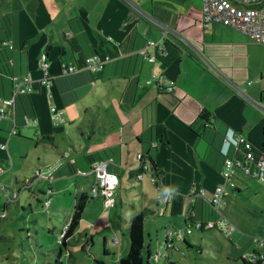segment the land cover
Instances as JSON below:
<instances>
[{"label":"crops","instance_id":"obj_1","mask_svg":"<svg viewBox=\"0 0 264 264\" xmlns=\"http://www.w3.org/2000/svg\"><path fill=\"white\" fill-rule=\"evenodd\" d=\"M27 1L34 4L32 11L26 7ZM152 2L150 17L128 0L2 2L0 20L9 16L8 42L14 46L11 72L28 76L32 86L30 92L16 98L11 111L17 126V135L13 136L34 141L58 155L47 163L41 162L40 154L34 151L37 160L31 168L32 178L23 177L21 181L20 176H13L14 185L20 192L25 189L30 193L41 208L48 198L44 186L52 192L73 187L69 221L76 197L83 192L90 194V164L111 159L107 170L122 177L114 206L103 210L100 197L91 196L76 229L67 238L75 237L76 231L83 234L81 250L91 246L92 264L95 259L109 264L111 254L115 255L111 264L118 263L128 249L129 221L142 210L149 211L144 221L146 264H189L193 249L200 252L203 241L216 255L210 264H242L244 254H264V246L258 247L253 241L254 237L264 239V176L254 180L237 173L235 189L223 198L221 213L225 220H218L208 198L222 182L224 157L220 150L227 132L248 141L264 158V45L218 22L204 27L199 0ZM164 31L163 42L175 50L177 57L161 69L157 60L149 62L139 51L149 40L160 41ZM99 46L102 51L112 47L116 51L100 73L81 70L60 75L61 63L81 65L83 58ZM146 53L152 55L154 48L146 47ZM44 55L49 64L48 87L40 83L38 64ZM151 74L161 75L158 84L146 85ZM168 80L174 82L171 92L165 89ZM11 88V79L0 76V96L9 97ZM50 106L61 112L64 121L60 124L51 120ZM22 127L28 129L26 137L20 135ZM11 128L10 119L0 121V135L6 136ZM44 136L54 137L53 145L38 141ZM58 142L67 149L58 148ZM18 145L7 139L6 149H0L1 162L7 163ZM62 153L67 154L64 160ZM139 153L153 160L156 183L144 174L136 180L138 193L124 189L123 195L122 183H129L140 171ZM228 155L233 156L234 149H229ZM35 171H39L36 179ZM80 174L86 180L79 178ZM27 179L30 185L23 186ZM2 185L15 189L0 181ZM156 186L169 194L166 204L156 200ZM64 197L54 205V217L69 208L70 198ZM13 203L19 207V198ZM30 203L24 199L21 204L31 207ZM9 204L3 205L5 222L13 220L7 215ZM195 221L213 222L214 226L187 233L185 228H192ZM226 221L235 226L229 235L223 233ZM31 229L35 237L37 231ZM25 230L29 237V227ZM169 231L180 234L172 243L167 241ZM97 236L102 240L99 257L94 248ZM67 239L63 250L68 248Z\"/></svg>","mask_w":264,"mask_h":264},{"label":"built area","instance_id":"obj_2","mask_svg":"<svg viewBox=\"0 0 264 264\" xmlns=\"http://www.w3.org/2000/svg\"><path fill=\"white\" fill-rule=\"evenodd\" d=\"M200 1V18L201 23L204 27L213 22H218L224 26L230 27L236 31L241 32L247 36L250 40L255 43L264 45V0H199ZM165 36V31L162 32V37L160 41L154 42L149 40L146 42V47H153L154 53L148 55L146 53V47L141 49L139 53L145 57L149 62H155L157 56L165 54V44L163 38ZM110 60L109 55L99 56L97 54L89 55L85 58L86 69L92 71H99L102 69L104 64ZM39 70L41 72L40 83L43 86L48 87L50 84V77L48 73L49 64L46 60L45 55L39 60ZM60 69L62 73H70L75 70V66L69 63H61ZM161 75L151 74V76L145 81L146 85L156 82L158 84ZM32 89L31 81L28 76H22L20 78L15 77L13 79L12 95L8 98L0 97V120L7 116L8 110L12 109L14 105L15 97L19 94H25L30 92ZM167 92H171L174 89V82L171 80L167 81L165 86ZM50 116L54 124H60L63 119L61 117V112L57 111L55 107L50 106ZM15 134V129L12 128L10 135ZM153 146L156 143H152ZM234 149V155L229 156L228 150ZM0 149L5 150L6 144L1 143ZM241 151V155L235 157V154ZM223 155L222 167L220 174L222 177V182L218 184L212 195L208 198V202L213 207L214 211L218 214V220H225L221 213V208L224 204L223 198L226 193L230 190H234L235 178L237 172L246 176L250 179L259 180L264 176V158L262 155L255 153L252 145L241 138L240 136H234L232 132H227L223 139V148L220 150ZM138 160V169L140 170L135 174L136 180H141L144 174H148L151 183H156V174H152V169L150 168L146 156L139 153L136 155ZM111 159L107 160H96L90 164V172L94 174L95 180L92 183L90 194L92 197H100L104 208H108L115 203V198L113 197L117 187L119 186V180L116 174L109 172L107 170L108 163ZM34 175H39V171H35ZM30 180L27 179L23 182V186H29ZM3 191V198L5 204L16 202L19 198L20 189H10L4 185L0 186ZM202 195V191L199 193ZM157 201L162 204H166L169 200V194L163 191L161 186H156ZM50 200L46 198L42 201V208L47 209L49 207ZM6 217V210L0 208V220ZM227 227L223 231L225 235H229L235 226L230 222L226 221ZM214 226L213 222H193L192 228L186 227L185 231L190 233L192 229L202 231L204 228H212ZM66 227V226H65ZM65 228L62 229L57 242L61 243ZM179 231L168 232L167 241L172 243L174 238L180 236ZM173 235V236H172ZM253 241L258 247L264 246V239L254 237ZM246 262L254 264L258 261L264 260V254L258 251H253L242 256Z\"/></svg>","mask_w":264,"mask_h":264},{"label":"rangeland","instance_id":"obj_3","mask_svg":"<svg viewBox=\"0 0 264 264\" xmlns=\"http://www.w3.org/2000/svg\"><path fill=\"white\" fill-rule=\"evenodd\" d=\"M4 1L5 0H0V7L4 6L5 3H2ZM128 1L131 2V5L134 8L150 17L149 12L152 8L153 0ZM27 130L28 129H26V127H22L20 129V135L26 137ZM73 133L76 132L73 131ZM8 141L10 143H18L19 145L17 148H15L16 152L13 154L11 153V157L7 158V163H3L0 160V181L7 186H14L15 190H17V188L14 185L13 176H20L21 181L24 179L23 177L32 178L33 176V170H31V168L34 166V164H36L37 160L34 151L40 154L39 157L41 162L45 160L47 163H51L55 160L56 157H58L57 154L52 153L51 151L44 150L42 146L36 144L34 141H24L13 135L8 136ZM58 145V148H60L61 150L67 149L66 145L63 142H58ZM18 152L19 154H17ZM83 168H85L84 165ZM37 176L38 175H35L34 179H36ZM80 176L81 177L79 178H83V180H86L85 177H82L83 174H80ZM240 176L248 179V177L243 176L242 174H240ZM92 178L94 182V174H92ZM118 180L122 181V177L119 176ZM44 181L45 183H47L46 180ZM133 182L135 183L133 184ZM131 184L134 186V188L131 187ZM122 185L124 186V188L120 192H122L123 195L124 189H127L134 194L138 193L136 187H138L139 183L138 181H136L135 176H132V180H130L129 183H127L126 180L124 183H122ZM44 188L45 193L51 203L48 209L41 208L36 200L31 199V194L27 193L25 189H21V192L19 194V207H17L12 202L9 204L7 215L13 220H9L7 222H5L4 220L0 223V264H50L55 259V249L59 246L57 238L59 237V233L61 232V230L65 228L66 222L68 221L69 212L71 210V206L73 205L74 191L73 187L71 186L69 188H66L64 191L58 190L53 192L52 190H47L46 186H44ZM2 196L3 191L0 189V206H3L5 204V200ZM63 197L70 198L69 208H67V210H60L58 213L56 212L59 216L54 217L53 210H56L54 205L56 203H59V199ZM113 197L115 198V193ZM24 199L31 201V207L21 204H24ZM65 203L67 202L65 201ZM100 203L103 210H108L114 206L113 204L108 208H104L102 202ZM92 204H94V206L97 205L96 203ZM21 207L23 208V211L21 210ZM51 223L54 226L53 229ZM27 227H29V237L26 236L27 232L25 229ZM30 227H33L37 231V235H35V237L33 236L34 230H32ZM118 238L120 237L118 236ZM95 240L96 244L94 248L96 249V253L99 257L101 251L100 244L102 240H99L98 236L95 237ZM84 243L85 237H83V234L78 231H76L75 237L67 239L68 248L63 250L62 255L59 257L60 261H62V264H87L88 262L92 264V248H90L91 246L88 244L86 246L89 247L88 249L81 250V245H84ZM123 244L126 245L125 238H123ZM200 249V252H196L195 249H193V258H189V264H195L194 262H197L198 264H210L212 263V259L216 258V255L213 253V251H211L207 246L206 241H203V243H201ZM115 250L117 251L116 247ZM68 253H70V256H68ZM114 258V254L108 256L109 264L113 263Z\"/></svg>","mask_w":264,"mask_h":264},{"label":"trees","instance_id":"obj_4","mask_svg":"<svg viewBox=\"0 0 264 264\" xmlns=\"http://www.w3.org/2000/svg\"><path fill=\"white\" fill-rule=\"evenodd\" d=\"M34 4L32 2L27 1L26 7L28 9H30V11H32ZM13 10H16V5L14 4ZM10 34H11V30H10V18L8 15L2 16L1 20H0V76H7L11 79L12 82V86H13V79L15 77L20 78L24 75H20V76H14L11 72L10 69V65H11V56H12V51L14 46L8 42L9 38H10ZM165 44V54L161 55V56H157V61L160 63V68L163 69L165 67H167L169 65V63L171 61H173L176 57H177V53L175 52V50L168 45L167 43ZM98 49H94L92 51V54H97L99 56H104V55H109L110 60L116 55V51L114 49V47L112 48H107L105 51H102L101 47L99 46ZM89 56V55H88ZM87 56H85L83 58V61L81 63V65L78 64H73L75 66V70L70 72V73H62L61 69H60V65H59V73L60 75H69V74H73L75 72L84 70L89 72L90 74H98L101 72V70L99 71H92L89 69H86L85 67V58ZM109 60V61H110ZM107 63V62H106ZM103 68V67H102ZM12 89V88H11ZM25 94H19L15 97L14 100V105L12 107V109L8 110L7 112V116L2 119V120H8L10 119L12 121V128L15 129V134L12 135H17V126L15 124V119L12 118V114L11 111L13 110V108L15 107V101L17 97H20L22 95H26ZM11 95H12V90H11ZM10 95V96H11ZM9 96V97H10ZM2 98H8L6 96H0ZM202 117H205L204 115H202ZM1 121V120H0ZM11 128V129H12ZM6 132V136L4 135H0V144L1 143H5L7 142L8 136H12L10 135V131ZM53 139L54 137L51 136H44L41 137L40 139H38V141L41 143L43 141L49 142L51 143V145H53ZM54 150H57L56 147L53 146ZM255 153H257L255 151ZM67 154H61V159H65ZM241 155V151H238L235 154V157H238ZM150 168L152 169V174L155 175L156 174V170H155V165L154 162L151 158L149 157H145ZM91 194L88 193H81L80 195H78L76 197L73 209H72V213L70 216L69 221L66 224L65 227V231L63 234V238L61 243H59V246L55 249L56 252V257L55 259L50 263V264H62V262L60 261L59 257L62 255V250L64 248V240L67 239L68 237H70L74 230L76 229L82 212L84 210V207L87 203V201L90 199ZM1 209H5V207L0 206ZM149 211L148 210H142L139 211L138 213H136L135 215H133L129 221V225H128V232H127V240H128V249L125 255H123L122 257L119 258L118 263L117 264H146L145 262V258L143 255V250H144V221H145V217L147 215ZM6 217L2 218L0 220V222L2 220H4ZM103 253H105V250L103 249ZM241 262L242 264H251L246 262L244 259L241 258ZM262 261H258L254 264H261ZM95 264H106L104 259H95L94 260ZM166 264H176L174 262H170L167 261Z\"/></svg>","mask_w":264,"mask_h":264},{"label":"water","instance_id":"obj_5","mask_svg":"<svg viewBox=\"0 0 264 264\" xmlns=\"http://www.w3.org/2000/svg\"><path fill=\"white\" fill-rule=\"evenodd\" d=\"M198 51V50H197ZM222 77L225 79V80H227V78L226 77H224L223 75H222Z\"/></svg>","mask_w":264,"mask_h":264}]
</instances>
